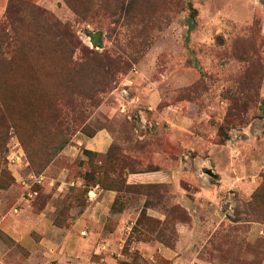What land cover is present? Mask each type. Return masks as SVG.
<instances>
[{
  "label": "rangeland",
  "instance_id": "1",
  "mask_svg": "<svg viewBox=\"0 0 264 264\" xmlns=\"http://www.w3.org/2000/svg\"><path fill=\"white\" fill-rule=\"evenodd\" d=\"M263 101L264 0H0V189L13 170L71 166L57 156L74 136L107 129L133 172L182 171L178 184H137L161 186L143 207L174 224L184 216L175 189L196 207L212 204L198 185L219 197L222 221L196 247L200 264H264ZM106 153L74 161L71 194L52 189L61 229L85 207V172L111 167ZM227 165L250 192L220 191ZM142 197L121 192L114 211ZM141 229L124 238L133 264H144L130 251Z\"/></svg>",
  "mask_w": 264,
  "mask_h": 264
},
{
  "label": "crops",
  "instance_id": "2",
  "mask_svg": "<svg viewBox=\"0 0 264 264\" xmlns=\"http://www.w3.org/2000/svg\"><path fill=\"white\" fill-rule=\"evenodd\" d=\"M113 142L107 129H101L92 137L77 133L71 145L62 149L58 157L68 159L71 166L57 167L50 163L40 174L19 175L13 170L14 182L0 189V264H133L132 258L122 252L125 236L130 234L134 222L143 209L142 205L125 209H112L118 194L103 190L97 185L87 193L85 207L78 211L70 225L61 229L52 218L56 212L55 195L71 194L80 186V178L73 177L74 161L83 159V151L105 154ZM178 141L176 144L178 145ZM20 157L13 159L16 167L24 162ZM165 162V160H164ZM27 166V164H25ZM149 171L132 173L127 177L128 185L163 184L172 180L178 184L182 171L177 165L174 170L169 165ZM228 179L221 178L220 191L236 187L242 194L250 192L254 183L236 181L235 172L227 165ZM233 184V185H230ZM37 187V191L32 187ZM200 200L212 204L196 207L186 203L184 194L176 190V204L189 213L190 223H177V238L174 248H168L156 241L132 242L130 251H135L144 264H200L196 247L207 243L208 233L215 231L222 221L219 211V197L211 196L210 189L198 185ZM175 188V187H174ZM32 191L37 193L32 196ZM48 194H52L45 201ZM50 199V200H49ZM43 201V204L41 202ZM190 203V202H189ZM149 217L163 220L162 208L148 207Z\"/></svg>",
  "mask_w": 264,
  "mask_h": 264
},
{
  "label": "trees",
  "instance_id": "3",
  "mask_svg": "<svg viewBox=\"0 0 264 264\" xmlns=\"http://www.w3.org/2000/svg\"><path fill=\"white\" fill-rule=\"evenodd\" d=\"M264 102V101H263ZM263 110V109H262ZM264 111V110H263ZM94 134H86L88 137H92ZM113 146L111 144L107 155V160L111 162V167L104 169L102 166L95 168L93 171H87L84 174V181L87 183L88 181H92V184L85 185L83 192L84 194L88 193V190L91 187L98 186L103 190L114 191L118 195L119 193H137L144 195L146 199L149 196V190L154 188H158L161 186L158 185H128L126 183L127 177L129 174L132 173H140V172H133L132 167L134 166L133 161H131L126 155L122 153H113L112 151ZM86 155H98L97 153L84 151ZM49 164V160L46 161L44 164L41 165V172L45 169V167ZM149 171V170H148ZM139 191H143L144 193H140ZM118 197L116 198L112 209L117 205ZM147 201V200H146ZM145 201V202H146ZM148 206L143 207L142 211L139 213L137 220L134 224V227L131 230V233H135L137 228L142 226V232H139V237L136 238L135 241H142V242H149V241H156L161 243L162 245L168 248H174L176 242V224L177 223H187L189 222V216L187 212L182 208H177V213H181L183 217H176L177 220L174 224H171L169 221V213L165 214V219L160 221L158 219L149 217L146 214V209ZM79 213V212H78ZM175 218V219H176ZM74 219V218H72ZM71 222V221H70ZM58 226V222L54 220ZM70 224H66V229ZM142 233V236H141Z\"/></svg>",
  "mask_w": 264,
  "mask_h": 264
},
{
  "label": "water",
  "instance_id": "4",
  "mask_svg": "<svg viewBox=\"0 0 264 264\" xmlns=\"http://www.w3.org/2000/svg\"><path fill=\"white\" fill-rule=\"evenodd\" d=\"M191 19L192 18H189L188 21H187V27H188V30L187 31H188V33H189L190 29H191V23H190L191 22Z\"/></svg>",
  "mask_w": 264,
  "mask_h": 264
},
{
  "label": "built area",
  "instance_id": "5",
  "mask_svg": "<svg viewBox=\"0 0 264 264\" xmlns=\"http://www.w3.org/2000/svg\"><path fill=\"white\" fill-rule=\"evenodd\" d=\"M13 157H10L9 160L12 162L13 160L12 159H16L17 157L12 155ZM33 196H36V193L32 191L31 193Z\"/></svg>",
  "mask_w": 264,
  "mask_h": 264
}]
</instances>
